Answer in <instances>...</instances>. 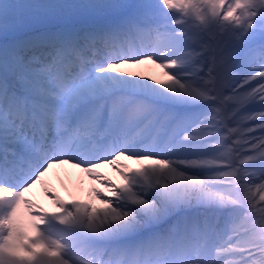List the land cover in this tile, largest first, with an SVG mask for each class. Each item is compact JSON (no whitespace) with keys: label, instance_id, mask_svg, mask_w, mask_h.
<instances>
[{"label":"snow or ice","instance_id":"obj_1","mask_svg":"<svg viewBox=\"0 0 264 264\" xmlns=\"http://www.w3.org/2000/svg\"><path fill=\"white\" fill-rule=\"evenodd\" d=\"M0 264H264V0H0Z\"/></svg>","mask_w":264,"mask_h":264},{"label":"bare ground","instance_id":"obj_2","mask_svg":"<svg viewBox=\"0 0 264 264\" xmlns=\"http://www.w3.org/2000/svg\"><path fill=\"white\" fill-rule=\"evenodd\" d=\"M121 71L136 73L138 76H142L144 78L152 77L153 79L167 80V77L163 74V71L157 68L154 64L150 63H145L135 67H125L122 68ZM249 108L252 110H258L259 104L255 106L250 105ZM249 123L251 124L252 122ZM255 135H260L259 130H257ZM119 163L126 165V168L122 170L127 173L132 169L145 167L152 163V161L136 162L133 160L124 161L121 159ZM97 172L100 173L102 177L114 184L122 185L124 183L118 173L115 174L106 169H99ZM66 173V171H62L61 169L55 171L54 174L49 171L46 176L42 178L40 183L33 185L30 191L25 193V198L39 205L45 213L49 214L58 212L59 209L55 207V204L51 199H48L45 196V188H47L51 193H54L55 196L59 197L63 203L68 205L75 201L78 203H87L94 208L105 207V205L100 203V201L92 195V190L96 189L105 196L111 198L110 193L106 192L105 188L100 183H97L95 180L90 178L87 179L86 174L84 176L82 173H80L74 177H68ZM256 198L258 199V195ZM257 206L259 207L260 205L258 204ZM22 223L25 225L26 235L33 236L34 232H32L31 229L27 227L26 219L22 218ZM64 231H67V229L53 222L51 227L53 236L58 237Z\"/></svg>","mask_w":264,"mask_h":264},{"label":"rangeland","instance_id":"obj_3","mask_svg":"<svg viewBox=\"0 0 264 264\" xmlns=\"http://www.w3.org/2000/svg\"><path fill=\"white\" fill-rule=\"evenodd\" d=\"M165 11H167V10H165ZM168 15H170V16H179L180 14L178 12H176L175 10H173L171 12H168ZM192 31H194V30H192Z\"/></svg>","mask_w":264,"mask_h":264}]
</instances>
